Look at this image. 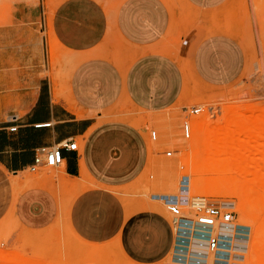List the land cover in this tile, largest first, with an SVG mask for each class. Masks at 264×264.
<instances>
[{
	"label": "rangeland",
	"instance_id": "obj_1",
	"mask_svg": "<svg viewBox=\"0 0 264 264\" xmlns=\"http://www.w3.org/2000/svg\"><path fill=\"white\" fill-rule=\"evenodd\" d=\"M59 1L46 0L48 21ZM66 1L69 7L83 8L84 20L86 0ZM98 6L94 38L112 62L108 76L118 72L120 77L80 78L70 63L72 53L52 37L49 76L58 98L67 103L81 98L97 102L103 96L111 102L97 107L92 134L76 140L77 178L62 172L58 180L49 179L57 168L45 166L17 177L0 175V264H177L168 255L167 236H176V224L152 194L176 193L182 173L189 177L190 196L233 203L236 222L249 227L242 264H261L264 236L256 203L239 191L198 189L195 174L188 171L194 164V124L206 118L216 123L224 114L262 131L260 137L248 132L246 152L264 179V0H98ZM111 7L118 13L108 14ZM219 7L225 8L220 17ZM219 27L231 36L225 47L218 39ZM191 29L197 37L179 54L173 36ZM63 33L58 32L64 38ZM108 40L112 46L106 48L103 41ZM194 105L201 106L200 112L188 115ZM184 119L192 123L187 139L180 135ZM167 129L188 147L167 142ZM11 178L16 180L13 187L7 185ZM162 178L169 183L162 184ZM241 197L243 217L236 207Z\"/></svg>",
	"mask_w": 264,
	"mask_h": 264
},
{
	"label": "crops",
	"instance_id": "obj_2",
	"mask_svg": "<svg viewBox=\"0 0 264 264\" xmlns=\"http://www.w3.org/2000/svg\"><path fill=\"white\" fill-rule=\"evenodd\" d=\"M225 1L219 0L220 3ZM66 2L59 1L51 9L49 22L46 0L0 3V175L26 170L32 164L34 155L41 154L40 148L54 145L62 139L76 141L88 131L92 134L94 113H99L97 107L111 102L109 96H103L97 102L81 98L72 103L52 96L47 61L50 37L72 53L70 63L82 75L80 78L120 77L118 72L108 76L106 69L112 62L106 50L98 49V38H94L96 21L93 14L99 9L98 0L85 1L89 8H84V20L83 8L69 7ZM72 2L75 0H69L70 4ZM102 11L106 15L104 8ZM112 11L118 13L116 8L112 10L111 7L108 14ZM222 13L225 15V8L219 7V17ZM59 31H64V38L58 34ZM82 32L85 41L80 40ZM142 33L145 35V31L139 32V35ZM110 37L115 38L113 32ZM196 37L194 29L184 35L176 33L173 41L179 45V54ZM218 39L225 47L231 36L219 27ZM103 43L106 48L112 46L109 40ZM80 64L84 66L78 67ZM12 126L15 129L10 131ZM61 154L64 175L77 178L80 173L77 152L61 150ZM156 219L161 222V219ZM174 235L167 232L170 258L175 257Z\"/></svg>",
	"mask_w": 264,
	"mask_h": 264
},
{
	"label": "bare ground",
	"instance_id": "obj_3",
	"mask_svg": "<svg viewBox=\"0 0 264 264\" xmlns=\"http://www.w3.org/2000/svg\"><path fill=\"white\" fill-rule=\"evenodd\" d=\"M52 59H51V63H53ZM52 93H53L52 96L55 99H57L58 96L60 95L59 89L56 88L54 79L52 84ZM208 119L209 118H206L201 123L198 122L199 124H194L193 126V133H195L194 134L195 137L192 140L193 142L191 143V147H190L193 156V160H191L190 162L192 161L194 162L193 167L191 168V171L193 173L191 171H188L193 175L195 174L194 175L195 179H193L194 180L193 183L194 184L196 183L195 185L197 186L198 189H204L207 187L206 190H209L210 188L212 190L210 191L213 192V194L222 191L223 194L224 191L227 192L239 191L240 194H243L244 199H248L250 202L256 203L253 204V206H254V210L258 212V219L260 221V225L264 236V179L259 178L260 166L257 165L255 166L253 164L251 156L248 155V153L246 152L248 140L251 139L250 135H248V132L251 131L258 137L262 136L263 133L255 125L253 124L249 125L248 123H244L243 120L242 121L236 120L235 117H233L232 115L224 116L223 114V116L220 119H218L216 123H213L214 120L210 121V119L209 120ZM190 125H191L190 136H191V131H192L191 122ZM254 134L251 136H254ZM165 140L169 143L178 144V147L182 150L183 149L185 150L189 145L187 141L184 142L182 138L174 134L173 130L170 129L167 132ZM151 145L153 146L154 149L155 144L153 143ZM62 167L63 166L61 165V167L57 168L56 170H52L51 172H49L48 178L52 180H58L60 178V174L63 172ZM161 168L163 169V167ZM23 171L16 172L14 174L17 177L18 173L20 174ZM168 181L169 180L167 178H162L160 182L162 184H168L169 183ZM15 182L16 180L11 178L7 182V185L9 187H13L15 185ZM194 184H192L193 187ZM188 185H189V194H190V188H191L190 180ZM207 193L209 194V192L206 191L205 194ZM168 195H172V194L154 193L152 194V198L155 200H161L163 202L162 197ZM244 199L241 197L237 199V203H236L237 210L240 212L242 217L245 216L246 214V210L243 204ZM205 203L206 200L204 195L190 196V202L186 207L182 209V214L188 217H192L196 212V208L202 207ZM219 204H222L223 206H227L229 208L233 207L232 206L233 203L220 202ZM172 222L173 224H176L173 218H172ZM169 223L171 224V222ZM177 228L178 226L176 224V236H175L176 244L179 243L180 239L182 238V234H179V230ZM194 229H195L194 227H191L190 232ZM247 241L236 242L239 244V246L245 244L244 249L239 248V250H241V255L243 257L242 261L244 259L242 252H244L246 249ZM175 254L178 255L177 253ZM179 255H183L184 257H187L188 254L179 253ZM260 255H261L260 257L261 264H264L263 243L261 244ZM210 260H211V255L209 254L207 255V260L205 264H211Z\"/></svg>",
	"mask_w": 264,
	"mask_h": 264
},
{
	"label": "built area",
	"instance_id": "obj_4",
	"mask_svg": "<svg viewBox=\"0 0 264 264\" xmlns=\"http://www.w3.org/2000/svg\"><path fill=\"white\" fill-rule=\"evenodd\" d=\"M201 106L194 105L188 109V115L199 113ZM15 127H9L14 130ZM191 125L188 119L180 123V135L187 139L190 136ZM154 139L155 132H150ZM61 150L76 151V141L62 139L49 147L40 148V155H34L33 162L27 167L34 171L37 167L45 166L59 168L63 163ZM171 151L165 150L164 155L170 156ZM189 177L182 173L177 181L176 193L163 196L162 200L167 213L174 219L182 238L175 243L173 251L177 253L171 260L177 264H205L207 255H211V264H242L241 250L245 245L239 246L237 241L246 242L249 235V227L236 222L233 211L216 202L206 203L196 208L192 217L182 214V209L190 202ZM191 227L195 229L190 232ZM181 230V232H180ZM191 237V238H189ZM179 253L188 254L187 257Z\"/></svg>",
	"mask_w": 264,
	"mask_h": 264
}]
</instances>
